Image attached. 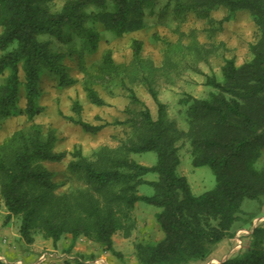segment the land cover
I'll return each mask as SVG.
<instances>
[{"label": "trees", "instance_id": "obj_1", "mask_svg": "<svg viewBox=\"0 0 264 264\" xmlns=\"http://www.w3.org/2000/svg\"><path fill=\"white\" fill-rule=\"evenodd\" d=\"M54 0H0V75L10 70L0 85V113L10 116L15 111L30 120L43 111L36 99L38 81L44 70L58 77L61 85H74L62 63L61 51H54L43 37L65 39L70 31L78 33L90 52L99 47L100 33L96 23L117 36L146 27V10L154 11L156 0H67L62 8L52 11ZM225 6L231 11L248 9L261 34L252 45L253 58L238 65L225 58L222 79L207 75L205 84L212 87L206 97L187 95L181 102L187 106V129L176 127L167 117V105L157 98L158 117L135 93L133 102L141 103L138 119L130 123L132 133L118 148H101L94 159L82 149L54 151L55 133L44 134L39 126L16 132L0 144V198L8 211L5 220H20V234L27 244L36 236L51 238L56 244L67 234L74 242L80 237L101 245L120 256L114 235L130 237L136 228L134 210L142 201L155 205L157 223L163 232L158 241L136 243L139 264H264V228L256 225L247 246L220 262L209 259L221 242L236 236L242 219V203L253 199L264 204V0H167L163 10L173 7L177 14L195 12L212 20L211 11ZM91 22V23H90ZM189 50L196 61L202 47L196 42ZM143 41L135 39L133 55L142 60ZM105 63L113 68L112 56ZM25 73L26 106L16 110L21 85L20 70ZM147 77V76H146ZM85 91L91 103L106 105V100L88 82ZM77 116L66 118L85 131L97 133L106 124H94L82 117V104L74 102ZM181 139L188 141L195 166L209 165L217 179L214 189L195 194L187 176L178 171ZM154 151L157 161L147 165L131 154ZM67 155L73 159L69 169L83 181V186L57 193L54 172L42 162H58ZM149 173L158 174L154 180ZM154 187L151 195L141 194L139 186ZM256 215L250 217L252 223ZM243 228V227H241ZM0 264H15L0 258Z\"/></svg>", "mask_w": 264, "mask_h": 264}, {"label": "rangeland", "instance_id": "obj_2", "mask_svg": "<svg viewBox=\"0 0 264 264\" xmlns=\"http://www.w3.org/2000/svg\"><path fill=\"white\" fill-rule=\"evenodd\" d=\"M66 1L54 0L51 4L52 11L60 10ZM166 1L156 0L154 11L146 10V27L139 31L117 36L102 23H96L95 27L100 33L96 52L86 50L78 33L73 31L65 39L43 37L50 41L52 50L64 53L61 61L67 66L69 75L77 78L78 82L74 85H61L56 75L44 70L38 81L40 94L36 99L43 111L33 120L17 111L8 117L0 113V144H5L18 131H28L33 126H39L44 134L50 130L55 133L53 149L56 152H72L80 148L86 156L94 159L96 151L101 148H118L130 138L132 129L130 123L117 122L138 119V112L143 108L141 103L132 101L126 85L134 89L140 100L150 107L157 118L158 104L152 95V88L157 93V98L167 105L168 119L176 127L187 129V106L181 99L189 94L199 98L208 96L213 88L205 84L206 76L216 75L222 79L221 67L225 58H234L238 65L252 60V45L259 40L261 32L248 9L231 11L225 6H218L211 11L212 20H209L198 17L192 11L177 14L173 7L165 11L163 7ZM1 32L0 27V34ZM135 39L143 41L140 63L135 61L133 55ZM196 42L203 48L198 61L189 50ZM107 54L112 56L118 66L116 69L105 63ZM9 73L10 70L6 69L0 75V85L6 82ZM20 78L16 110H23L26 106L25 73L22 69ZM85 81L99 92L106 100V105L99 106L89 101L84 87ZM76 100L82 104V117L85 120L94 124H106L101 131H85L80 125L66 118L77 116L73 111ZM178 145L181 158L178 171L187 176L193 192L199 195L214 189L217 179L213 169L209 165L193 164L188 141L181 139ZM131 156L147 165L157 161V153L154 151L133 153ZM72 159V155H67L58 162H42L54 172L53 179L58 183L56 192L59 194L83 186V181L69 169ZM263 159L264 151L258 164L261 165ZM145 178L154 180L158 178V174L149 173ZM139 192L151 195L154 187L142 184ZM242 209V219L235 227L239 228L235 238L227 239L221 247L218 245L209 263L223 261L247 246L256 225L264 228V204L247 198L242 203ZM159 210L155 205L138 202L134 210L137 224L131 236L125 237L122 232L114 235L115 247L121 255L106 251L103 246L87 239L92 246L86 259L96 260L103 256L112 264H139L135 255L136 243L141 240L158 241L163 237L155 218V213ZM252 215L257 218L251 223Z\"/></svg>", "mask_w": 264, "mask_h": 264}, {"label": "crops", "instance_id": "obj_3", "mask_svg": "<svg viewBox=\"0 0 264 264\" xmlns=\"http://www.w3.org/2000/svg\"><path fill=\"white\" fill-rule=\"evenodd\" d=\"M0 201L2 205L0 207L1 259L15 264H82L81 262L85 264H112L103 256L96 259H101L100 261L86 259L87 255L91 253L90 246H92L86 237L78 238L73 244L72 235L67 234L55 244L51 238L38 235L34 243L27 244L20 234L19 219L12 217L10 220H5L8 211L1 198ZM225 241L221 242L219 247Z\"/></svg>", "mask_w": 264, "mask_h": 264}, {"label": "built area", "instance_id": "obj_4", "mask_svg": "<svg viewBox=\"0 0 264 264\" xmlns=\"http://www.w3.org/2000/svg\"><path fill=\"white\" fill-rule=\"evenodd\" d=\"M238 242H239V245H240L241 244V240L239 239Z\"/></svg>", "mask_w": 264, "mask_h": 264}]
</instances>
